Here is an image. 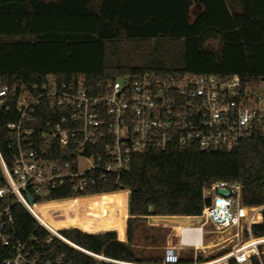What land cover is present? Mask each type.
Listing matches in <instances>:
<instances>
[{
  "label": "trees",
  "instance_id": "obj_1",
  "mask_svg": "<svg viewBox=\"0 0 264 264\" xmlns=\"http://www.w3.org/2000/svg\"><path fill=\"white\" fill-rule=\"evenodd\" d=\"M193 7L200 10L194 19ZM210 41H218L219 47H210ZM145 73L237 76L264 91V0H0V87H32L53 76L58 82L97 88ZM16 120L14 109L0 112V148L5 155L6 125ZM217 181L240 182L242 204L264 206V127L254 129L232 151L172 146L137 154L128 171L109 175L85 192L102 195L37 208L69 219L84 208V215L105 217L104 222L123 231L124 222L119 221L127 216L128 190L129 244L111 242L104 254L119 261L157 263L160 256L144 257L143 249L132 246L142 239L143 220L201 216L209 202L203 188ZM79 195L62 187L50 199ZM14 224L28 233L37 226L22 206L14 209ZM253 232L264 236V222ZM63 233L95 253L116 238L113 232ZM43 252L53 263L61 257L66 264L95 262L58 240L45 244Z\"/></svg>",
  "mask_w": 264,
  "mask_h": 264
},
{
  "label": "built area",
  "instance_id": "obj_2",
  "mask_svg": "<svg viewBox=\"0 0 264 264\" xmlns=\"http://www.w3.org/2000/svg\"><path fill=\"white\" fill-rule=\"evenodd\" d=\"M13 109L17 120L6 125L7 154L0 148V264H66L62 257L57 263L44 257L45 244L55 240L91 257L93 264H264V236L253 232L264 208L242 204L238 181L203 188L209 202L198 216L201 222L183 224L180 232L174 227L177 242L163 247L157 263L119 261L104 254L111 242L129 244L128 190L127 216L119 221L123 231L104 222L105 217L84 215V208L70 219L37 208L102 195L85 192L109 175L128 171L137 154L172 146L232 151L254 129L264 127V91L256 86L237 76L145 73L93 88L49 76L32 87L1 86L0 112ZM62 187L81 195L50 199ZM17 206L36 221L34 232L15 228ZM41 230L46 236L39 235ZM67 230L113 232L116 238L95 253L68 239ZM226 243L233 245L226 248Z\"/></svg>",
  "mask_w": 264,
  "mask_h": 264
},
{
  "label": "rangeland",
  "instance_id": "obj_3",
  "mask_svg": "<svg viewBox=\"0 0 264 264\" xmlns=\"http://www.w3.org/2000/svg\"><path fill=\"white\" fill-rule=\"evenodd\" d=\"M200 10L197 7H193V13L192 18L194 19L196 14ZM210 47H213L217 49L219 47L218 41H210L208 43ZM259 208H264V206H261ZM155 216H150L143 220L141 223L142 226H144V232H142V239L139 241V243H133L132 246L135 248L143 249V256L146 257L148 255H151L152 257L156 256H162L163 254V247L165 245H168L169 243H176L177 237L175 235L174 227L176 225H179L180 223H185L186 221L181 222L175 221L173 219H166L164 221L155 222ZM170 221V222H168ZM263 223V216L262 221ZM187 224V223H186ZM183 225V224H182ZM207 229L210 230L211 227L207 226ZM148 235V239H144V236ZM154 239H156V242H153ZM211 240V237H208V241ZM207 241V242H208ZM233 243H226L223 246L226 248L232 247ZM187 259V257H185ZM188 261H191L188 260Z\"/></svg>",
  "mask_w": 264,
  "mask_h": 264
},
{
  "label": "crops",
  "instance_id": "obj_4",
  "mask_svg": "<svg viewBox=\"0 0 264 264\" xmlns=\"http://www.w3.org/2000/svg\"><path fill=\"white\" fill-rule=\"evenodd\" d=\"M195 1H198V0H195ZM155 219L157 218V219H163V221L164 220H166V219H173V220H175V221H180L181 222V220L182 221H186L185 223H180V224H186V223H189V222H191V218L192 217H180V216H172V217H154ZM176 219H178V220H176ZM168 222H170V221H168Z\"/></svg>",
  "mask_w": 264,
  "mask_h": 264
},
{
  "label": "water",
  "instance_id": "obj_5",
  "mask_svg": "<svg viewBox=\"0 0 264 264\" xmlns=\"http://www.w3.org/2000/svg\"><path fill=\"white\" fill-rule=\"evenodd\" d=\"M226 193H227L226 190H219V194H221V195H225ZM33 202L34 201L31 199V203H33ZM149 212L150 213L152 212L151 206L149 207ZM262 215H263V222H264V210L262 211ZM191 219H192L191 220L192 223H200L201 222V219L198 217H192Z\"/></svg>",
  "mask_w": 264,
  "mask_h": 264
},
{
  "label": "bare ground",
  "instance_id": "obj_6",
  "mask_svg": "<svg viewBox=\"0 0 264 264\" xmlns=\"http://www.w3.org/2000/svg\"><path fill=\"white\" fill-rule=\"evenodd\" d=\"M182 227H183V226L181 225L180 227H175V229L178 230V232H180L181 229H182Z\"/></svg>",
  "mask_w": 264,
  "mask_h": 264
}]
</instances>
